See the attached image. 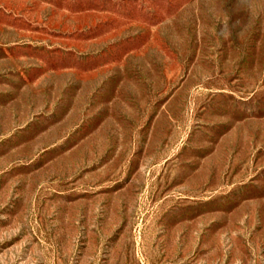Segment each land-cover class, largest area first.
I'll use <instances>...</instances> for the list:
<instances>
[{
  "label": "rangeland",
  "instance_id": "rangeland-1",
  "mask_svg": "<svg viewBox=\"0 0 264 264\" xmlns=\"http://www.w3.org/2000/svg\"><path fill=\"white\" fill-rule=\"evenodd\" d=\"M0 264H264V0H0Z\"/></svg>",
  "mask_w": 264,
  "mask_h": 264
}]
</instances>
